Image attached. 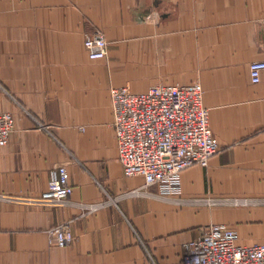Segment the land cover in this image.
Returning <instances> with one entry per match:
<instances>
[{
  "label": "crops",
  "instance_id": "1",
  "mask_svg": "<svg viewBox=\"0 0 264 264\" xmlns=\"http://www.w3.org/2000/svg\"><path fill=\"white\" fill-rule=\"evenodd\" d=\"M95 28L109 42L99 59L84 44ZM263 58L264 0H0V110L15 117L0 192L39 194L66 163L71 200L113 197L87 215L0 200V264H185L188 242L213 222L264 242V203L117 198L144 177L124 173L110 94L200 82L220 150L183 170V196L264 197V79L249 73ZM65 220L73 242L49 244L45 229Z\"/></svg>",
  "mask_w": 264,
  "mask_h": 264
},
{
  "label": "built area",
  "instance_id": "2",
  "mask_svg": "<svg viewBox=\"0 0 264 264\" xmlns=\"http://www.w3.org/2000/svg\"><path fill=\"white\" fill-rule=\"evenodd\" d=\"M84 44L93 59L108 53L109 42L100 28L85 32ZM249 73L252 82L263 80L264 58L251 61ZM203 93L200 82L157 83L143 91L131 90L126 85L111 88L118 158L127 176L144 177L143 184L117 198L160 196L179 204L209 206L264 203V197L254 196H183V170L194 165L208 166L210 158L220 150ZM14 125V114L0 110V146L8 143ZM153 185L158 190H152ZM73 189L68 165L60 163L51 168L47 188L41 193L0 192V200L37 207L73 204L82 215L95 212L113 200L110 196L101 201H74L70 199ZM200 231L197 238L188 242L185 264H264V242L241 243L236 228L218 222L205 224ZM45 232L49 244L67 246L74 240L70 220L47 227Z\"/></svg>",
  "mask_w": 264,
  "mask_h": 264
},
{
  "label": "rangeland",
  "instance_id": "3",
  "mask_svg": "<svg viewBox=\"0 0 264 264\" xmlns=\"http://www.w3.org/2000/svg\"><path fill=\"white\" fill-rule=\"evenodd\" d=\"M101 29V28H100ZM102 30V29H101Z\"/></svg>",
  "mask_w": 264,
  "mask_h": 264
}]
</instances>
